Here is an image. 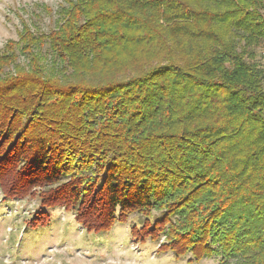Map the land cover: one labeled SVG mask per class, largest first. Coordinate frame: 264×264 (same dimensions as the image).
I'll list each match as a JSON object with an SVG mask.
<instances>
[{
	"label": "trees",
	"instance_id": "obj_1",
	"mask_svg": "<svg viewBox=\"0 0 264 264\" xmlns=\"http://www.w3.org/2000/svg\"><path fill=\"white\" fill-rule=\"evenodd\" d=\"M65 1L0 52L2 199L38 200L31 230L137 214L159 253L264 264L263 0Z\"/></svg>",
	"mask_w": 264,
	"mask_h": 264
},
{
	"label": "rangeland",
	"instance_id": "obj_2",
	"mask_svg": "<svg viewBox=\"0 0 264 264\" xmlns=\"http://www.w3.org/2000/svg\"><path fill=\"white\" fill-rule=\"evenodd\" d=\"M66 5L65 0H0V52L7 40L18 39L23 24L34 33H48ZM261 13L264 16V0ZM46 49L45 45V54ZM256 51L255 61L264 64V40ZM17 62L27 65V58L20 55ZM37 207L38 200L28 197L3 200L0 191V264H223L216 255L189 263L170 251L157 252L158 243L133 241L129 227L142 221L137 214L110 231L94 233L79 225L73 212L57 208L46 227L31 230L24 222Z\"/></svg>",
	"mask_w": 264,
	"mask_h": 264
}]
</instances>
